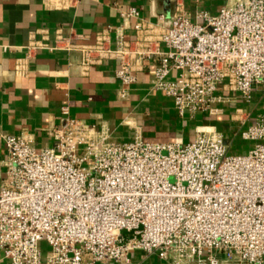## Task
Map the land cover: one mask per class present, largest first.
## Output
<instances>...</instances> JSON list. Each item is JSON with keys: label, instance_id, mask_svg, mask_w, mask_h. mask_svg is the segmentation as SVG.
I'll use <instances>...</instances> for the list:
<instances>
[{"label": "built area", "instance_id": "built-area-1", "mask_svg": "<svg viewBox=\"0 0 264 264\" xmlns=\"http://www.w3.org/2000/svg\"><path fill=\"white\" fill-rule=\"evenodd\" d=\"M172 3V14L137 24L133 40L118 30L114 48L104 29L80 46V64L115 59L123 99L147 68L152 89L190 118L222 115L234 104L231 94L248 101L254 86L264 88V0H225L215 15ZM235 114L247 115L242 125L250 115ZM44 132L52 145L40 149L25 133L3 135L0 253L7 264H129L135 251L168 264H264V112L240 131L253 144L242 155L228 154L215 126L197 127L190 142L146 143L138 128L131 141L111 142L105 126L71 117L66 104L60 124ZM43 240L50 247L44 263Z\"/></svg>", "mask_w": 264, "mask_h": 264}, {"label": "crops", "instance_id": "crops-1", "mask_svg": "<svg viewBox=\"0 0 264 264\" xmlns=\"http://www.w3.org/2000/svg\"><path fill=\"white\" fill-rule=\"evenodd\" d=\"M0 0V183L7 153L3 135L25 133L36 149L50 147L44 128L60 124V108L87 125L108 129L109 140L126 143L138 128L143 142L192 141L197 127L215 126L226 115L180 116L171 98L152 89L148 69L120 98L115 59L83 67L80 46L95 43L106 28L109 47L121 31L125 40L136 36V25L155 23L160 13L174 12L172 0ZM185 12L215 15L225 0H180ZM134 8L136 16L122 17ZM63 47L49 50L57 39ZM37 43L46 45L35 47ZM69 48L65 50V46ZM73 46V47H70ZM129 264H168L154 254L135 251ZM0 264H7L0 253ZM114 264V263H108Z\"/></svg>", "mask_w": 264, "mask_h": 264}, {"label": "rangeland", "instance_id": "rangeland-1", "mask_svg": "<svg viewBox=\"0 0 264 264\" xmlns=\"http://www.w3.org/2000/svg\"><path fill=\"white\" fill-rule=\"evenodd\" d=\"M231 96L234 100V104L225 106L224 108L226 115H223L224 117L222 116L221 120L215 119L213 122L215 127L220 132H222L224 140L229 146L228 154L242 155L245 154L253 144L252 142L243 140L240 136V131L253 124L257 114L264 112V88L261 85L254 86L248 101L243 99L239 93L231 94ZM237 109H241L244 112L250 113L249 119L243 125L239 120L246 119L247 115H236L235 112ZM218 115L221 116L220 114ZM198 116L208 117L203 114ZM188 141L189 140H186L185 142ZM38 247L41 252L42 263H44L47 255L50 252V247L44 240L39 243Z\"/></svg>", "mask_w": 264, "mask_h": 264}, {"label": "water", "instance_id": "water-1", "mask_svg": "<svg viewBox=\"0 0 264 264\" xmlns=\"http://www.w3.org/2000/svg\"><path fill=\"white\" fill-rule=\"evenodd\" d=\"M164 4H165V6H168V2L166 0L164 1Z\"/></svg>", "mask_w": 264, "mask_h": 264}, {"label": "trees", "instance_id": "trees-1", "mask_svg": "<svg viewBox=\"0 0 264 264\" xmlns=\"http://www.w3.org/2000/svg\"><path fill=\"white\" fill-rule=\"evenodd\" d=\"M223 115V114H222ZM224 117V116H223Z\"/></svg>", "mask_w": 264, "mask_h": 264}]
</instances>
